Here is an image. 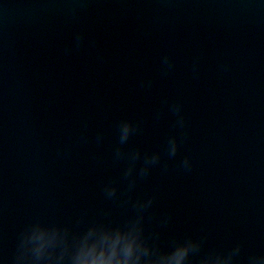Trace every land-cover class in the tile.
I'll return each mask as SVG.
<instances>
[{
  "label": "clouds",
  "instance_id": "9594fccd",
  "mask_svg": "<svg viewBox=\"0 0 264 264\" xmlns=\"http://www.w3.org/2000/svg\"><path fill=\"white\" fill-rule=\"evenodd\" d=\"M72 16L78 14L76 6L70 8ZM85 34L75 35V47L80 48ZM71 49H66L70 52ZM175 67L169 54L161 58V70L168 74ZM222 68L227 70V65ZM192 70L198 74L199 56L193 59ZM150 80H141V87H151ZM168 107L176 119L173 127L178 133L168 136L165 151L169 158L175 157L182 143L187 140V120L180 101L168 102ZM163 111L157 112L158 120ZM86 126V125H85ZM117 142L112 159L125 167L118 179H110L102 186L106 200L124 209L128 215L117 221L112 219L111 210H104L90 218L87 210L74 220L66 222L48 221L34 217L23 225L17 234L14 251L6 264H264V252L243 255L244 242L239 241L231 247L207 246L208 234H169L165 237L162 229L172 219L171 213L157 215L153 210L157 194L134 196L140 181L146 179L154 167L161 165L167 170L168 163L162 164L160 151H142L139 147H129L131 138L141 131L142 122L122 118L115 124ZM104 139L102 131L97 132L95 140L99 144ZM81 143L88 137L81 135ZM70 154L71 149H62ZM179 167L191 171L193 164L189 156L179 161ZM125 187L121 189V183ZM163 241V243H162Z\"/></svg>",
  "mask_w": 264,
  "mask_h": 264
}]
</instances>
